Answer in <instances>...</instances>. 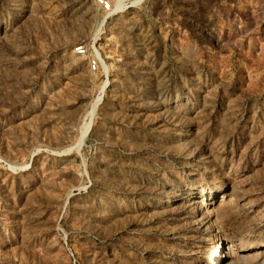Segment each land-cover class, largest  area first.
I'll return each instance as SVG.
<instances>
[{"label":"rangeland","instance_id":"374dc122","mask_svg":"<svg viewBox=\"0 0 264 264\" xmlns=\"http://www.w3.org/2000/svg\"><path fill=\"white\" fill-rule=\"evenodd\" d=\"M109 1L0 0V264H264V0Z\"/></svg>","mask_w":264,"mask_h":264},{"label":"bare ground","instance_id":"6f19581e","mask_svg":"<svg viewBox=\"0 0 264 264\" xmlns=\"http://www.w3.org/2000/svg\"><path fill=\"white\" fill-rule=\"evenodd\" d=\"M121 1V0H120ZM118 8H120L119 7V5L118 6H116V7H114L113 9H112V11H115L116 9H118ZM104 20V19H103ZM101 96V95H100ZM99 101H100V97H97L96 98V100H95V102H93V105H92V108H91V112H89L90 113V115H89V117L90 118H92V116H93V114H94V111H95V109L97 108V106H98V104H99ZM88 113V114H89ZM88 117V118H89ZM87 118V119H88ZM90 118L88 119V123L86 124V125H84V128H83V131L81 132L82 134H81V137L79 138L80 140H79V142H78V144H77V148H79L80 147V145L83 143V141H84V139H85V137L87 136V134H88V132H89V130H90V127H91V121H92V119H91V121H89L90 120ZM76 148V149H77ZM196 203V202H195Z\"/></svg>","mask_w":264,"mask_h":264},{"label":"built area","instance_id":"2783aa9c","mask_svg":"<svg viewBox=\"0 0 264 264\" xmlns=\"http://www.w3.org/2000/svg\"><path fill=\"white\" fill-rule=\"evenodd\" d=\"M104 9L109 10L110 9V1L109 0H96ZM78 53H83L82 47H78L76 49ZM91 67L93 69L96 68V63L92 61Z\"/></svg>","mask_w":264,"mask_h":264},{"label":"crops","instance_id":"0c3cea01","mask_svg":"<svg viewBox=\"0 0 264 264\" xmlns=\"http://www.w3.org/2000/svg\"><path fill=\"white\" fill-rule=\"evenodd\" d=\"M256 1V4H258V0H255ZM257 11L255 10V13H256Z\"/></svg>","mask_w":264,"mask_h":264}]
</instances>
